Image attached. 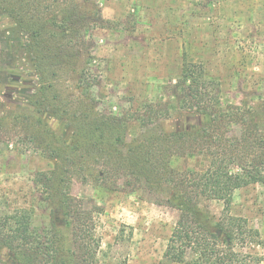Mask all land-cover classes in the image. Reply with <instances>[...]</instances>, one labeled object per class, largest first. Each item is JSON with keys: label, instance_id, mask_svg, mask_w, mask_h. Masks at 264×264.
I'll list each match as a JSON object with an SVG mask.
<instances>
[{"label": "trees", "instance_id": "obj_1", "mask_svg": "<svg viewBox=\"0 0 264 264\" xmlns=\"http://www.w3.org/2000/svg\"><path fill=\"white\" fill-rule=\"evenodd\" d=\"M0 12L26 36L38 88L28 104L1 114L24 134L26 150L39 151L50 167L35 173V206L0 210V264H97L100 240L94 212L71 194L74 180L104 193L128 191L156 197L178 212L165 257L193 264H247L235 250L257 232L229 215L233 193L264 186V125L259 106L221 101L218 80L199 64L183 63L166 100L146 101L113 114L93 94L89 32L102 17L93 0H0ZM264 105V101L261 103ZM206 118L193 130L166 132L175 113ZM42 114L66 122L69 140ZM133 143L126 146L131 133ZM235 135L233 136V134ZM221 202L215 218L210 202ZM36 206L46 220L36 222Z\"/></svg>", "mask_w": 264, "mask_h": 264}, {"label": "rangeland", "instance_id": "obj_2", "mask_svg": "<svg viewBox=\"0 0 264 264\" xmlns=\"http://www.w3.org/2000/svg\"><path fill=\"white\" fill-rule=\"evenodd\" d=\"M80 9V0H76ZM102 22L89 32L95 74L93 94L99 110L117 114L146 101L166 100L183 63L199 64L206 76L218 80L221 101L259 106L264 125V0H93ZM26 36L0 12V117L2 113L32 111L37 75L26 51ZM48 126L69 140L62 119L42 114ZM206 118L175 113L161 123L166 132L193 130ZM131 133L126 146L133 143ZM235 133L233 134V136ZM24 134L5 121L0 124V210L35 206L33 179L50 167L39 151L26 150ZM71 194L94 212L100 240L97 264H193L165 257L178 212L158 205L156 197L139 198L128 191L104 193L74 180ZM221 202H210L219 218ZM37 209L36 222L46 219ZM229 215L243 219L257 236L235 250L247 264H264V186L250 185L233 193ZM0 249V258L8 260Z\"/></svg>", "mask_w": 264, "mask_h": 264}]
</instances>
